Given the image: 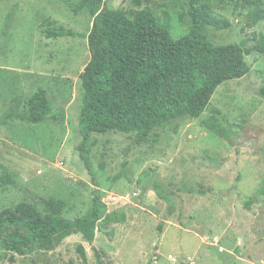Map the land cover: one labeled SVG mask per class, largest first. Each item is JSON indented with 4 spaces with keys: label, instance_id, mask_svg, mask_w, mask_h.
Segmentation results:
<instances>
[{
    "label": "rangeland",
    "instance_id": "obj_1",
    "mask_svg": "<svg viewBox=\"0 0 264 264\" xmlns=\"http://www.w3.org/2000/svg\"><path fill=\"white\" fill-rule=\"evenodd\" d=\"M79 1L0 0V209L28 202L39 216L75 219L92 211L98 190L109 221L92 243L75 234L25 256L0 243V264H264V195L244 205L264 190V21L248 25L242 0H214V15L230 22L217 41L245 44L249 73L222 84L201 117L156 129L142 144L134 134H92L93 177L78 150L83 83L106 61L91 57L85 38L45 37L54 26L90 32V14L71 12ZM105 2L148 25L168 22L177 36L193 25L191 0ZM39 89L64 122L20 118ZM155 183L176 204L168 219Z\"/></svg>",
    "mask_w": 264,
    "mask_h": 264
},
{
    "label": "trees",
    "instance_id": "obj_2",
    "mask_svg": "<svg viewBox=\"0 0 264 264\" xmlns=\"http://www.w3.org/2000/svg\"><path fill=\"white\" fill-rule=\"evenodd\" d=\"M213 1L191 0L189 13L193 25L180 36L168 22L155 19L148 25L141 16L133 19L123 9L108 7L105 0H80L72 5L74 14L88 12L93 18L88 34L63 26L46 29L47 39H87L91 57L106 61L105 66L91 70L83 83L80 128L84 138L78 150L93 177L89 151L92 134H134L136 143L142 144L156 129L177 120L201 117L222 84L249 73L245 51L250 50L246 45L224 46L217 41L216 30L230 27V22L214 15ZM241 7L248 8V25L264 21V0H242ZM257 48L264 54V43ZM261 95L264 96V88ZM20 118L35 125L50 118L65 121L63 114L55 112L44 89H39L26 101ZM211 127L222 132L216 122H212ZM155 191L169 206L165 215L168 219L176 204L158 183H155ZM263 195L264 190H261L255 197L247 198L244 205L251 209L257 197ZM107 210L98 190L94 191L92 211L75 219L57 213L39 216L34 205L21 202L0 209V243L21 256L36 249L55 250L75 234H81L86 242L92 243L99 223L109 221ZM119 219L124 220L125 216ZM110 221L117 222L118 218ZM164 223L160 224V231ZM79 251L87 261L84 247L80 246Z\"/></svg>",
    "mask_w": 264,
    "mask_h": 264
},
{
    "label": "built area",
    "instance_id": "obj_3",
    "mask_svg": "<svg viewBox=\"0 0 264 264\" xmlns=\"http://www.w3.org/2000/svg\"><path fill=\"white\" fill-rule=\"evenodd\" d=\"M104 203V202H103Z\"/></svg>",
    "mask_w": 264,
    "mask_h": 264
}]
</instances>
